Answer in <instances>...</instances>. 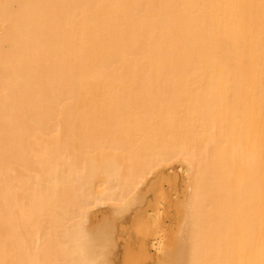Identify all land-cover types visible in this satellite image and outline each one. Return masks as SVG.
Wrapping results in <instances>:
<instances>
[{
  "label": "bare ground",
  "instance_id": "1",
  "mask_svg": "<svg viewBox=\"0 0 264 264\" xmlns=\"http://www.w3.org/2000/svg\"><path fill=\"white\" fill-rule=\"evenodd\" d=\"M0 264H264V0H0Z\"/></svg>",
  "mask_w": 264,
  "mask_h": 264
}]
</instances>
